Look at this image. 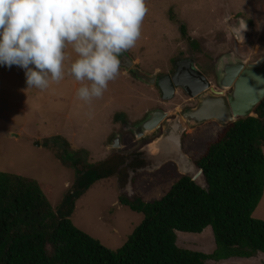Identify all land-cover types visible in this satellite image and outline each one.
Segmentation results:
<instances>
[{"label":"rangeland","instance_id":"1","mask_svg":"<svg viewBox=\"0 0 264 264\" xmlns=\"http://www.w3.org/2000/svg\"><path fill=\"white\" fill-rule=\"evenodd\" d=\"M146 3L149 11L142 22L141 38L126 51L145 73L163 76L171 73L177 62L190 61L214 89H220L216 66L221 57L241 59L246 64L264 57V0ZM179 23L196 39L198 49L181 36ZM132 73L120 69V75L109 83L103 97L86 104L76 98L80 85L70 77L43 91L27 89L23 69L0 65V170L37 180L52 207H57L72 184L73 171L55 157L53 147L44 145V139L59 135L66 141L68 151L78 152L80 158L98 163L118 156L126 168L121 157L132 154L162 131L155 129L144 137H136L133 128L149 112L161 108L167 111V117L182 115L199 109L206 103L205 98L212 99L208 109L212 104L223 106L222 98L209 90L199 97H189L177 87L171 98L164 99L157 84L147 85ZM231 93L232 89L223 90L227 104ZM226 124L215 117L192 121L183 133L184 152L196 159ZM116 137L120 145L112 146ZM146 168H151V164L129 168L122 177L115 174L95 182L75 202L70 216L73 224L105 246L119 247L142 219L141 213L119 203V195H138L144 201L158 199L180 176L173 163L166 162L153 170ZM130 171L133 174L128 188ZM252 215L264 220V190ZM176 235L180 247L204 253L215 249L210 227L201 233L177 231ZM259 254L255 258L208 260L206 264H264V253Z\"/></svg>","mask_w":264,"mask_h":264},{"label":"trees","instance_id":"2","mask_svg":"<svg viewBox=\"0 0 264 264\" xmlns=\"http://www.w3.org/2000/svg\"><path fill=\"white\" fill-rule=\"evenodd\" d=\"M178 29L199 48L184 24ZM252 112L223 126L194 159L205 188L180 175L158 199L119 195V203L142 219L116 249L76 227L70 216L95 182L127 173L122 160L89 162L68 151L61 136L44 139L73 171L72 184L52 207L37 180L0 170V264H206L264 253V220L252 215L264 190V97ZM207 227L215 242L211 253L177 245V231L196 234Z\"/></svg>","mask_w":264,"mask_h":264},{"label":"clouds","instance_id":"3","mask_svg":"<svg viewBox=\"0 0 264 264\" xmlns=\"http://www.w3.org/2000/svg\"><path fill=\"white\" fill-rule=\"evenodd\" d=\"M148 11L146 0H0V65L23 69L27 89L70 77L90 104L120 75Z\"/></svg>","mask_w":264,"mask_h":264},{"label":"water","instance_id":"4","mask_svg":"<svg viewBox=\"0 0 264 264\" xmlns=\"http://www.w3.org/2000/svg\"><path fill=\"white\" fill-rule=\"evenodd\" d=\"M121 70L134 72V75L139 80L145 82L147 85H154L155 83L160 88L162 97L169 99L173 96L175 88L181 87L190 97H199L208 90L214 95L219 96L223 100L222 104H212L209 108L210 100L204 99L206 103H202L196 111L184 113V117L178 113L174 119H167V113L162 110H153L147 117L134 127V132L137 137L143 136L145 133L156 129L159 125L163 124L162 131L159 137L153 142L147 144L139 151L144 153L146 160H151V168L153 170L161 167L166 162H171L175 165L177 172L180 175L190 177L197 185L202 188L206 187L204 174L194 163V160L188 156L182 148V134L187 128V122H200L205 118L215 117L222 123L233 121L237 117H245L247 115L254 116L252 112L253 107L264 97V57L259 59L256 63L246 64L244 60L223 56L219 59L216 72L218 75V86L220 90H215L204 76L193 69H183L181 72H176L173 76L165 75L157 79L156 72L151 74L145 73L135 66L132 56L125 52L120 57ZM187 65H191L188 61ZM192 70V71H191ZM136 73V74H135ZM232 89L229 96L228 104L223 96V90ZM240 100H244L242 104L245 105V110L237 114V107ZM224 109L225 113L233 115L232 119L222 121L217 115L218 109ZM199 112V113H196ZM195 116L194 120H189L188 117ZM119 137L115 138L112 146L120 145ZM117 142V143H116ZM133 172L130 171V182L127 187L131 185V177Z\"/></svg>","mask_w":264,"mask_h":264},{"label":"flooded vegetation","instance_id":"5","mask_svg":"<svg viewBox=\"0 0 264 264\" xmlns=\"http://www.w3.org/2000/svg\"><path fill=\"white\" fill-rule=\"evenodd\" d=\"M188 61H183L182 63H179V62H177L176 63V65H175V68H174V70L171 72V73H169V74H165V75H169V76H173L176 72H181L183 69H185V68H189L190 69V66L193 68V66L192 65H187V64H189V63H187ZM194 69V68H193ZM140 70H142V69H140ZM143 71V70H142ZM192 71V70H191ZM132 72V71H131ZM134 73V72H133ZM132 73V74H133ZM136 74V73H135ZM165 75H163V76H165ZM203 75V74H202ZM163 76H158L157 75V79L158 78H160V77H163ZM204 76V75H203ZM204 78L205 79H207L205 76H204ZM141 81V80H140ZM209 81V80H208ZM141 82H143V81H141ZM143 83H145V82H143ZM210 83V82H209ZM146 84V83H145ZM156 84V83H155ZM211 85V84H210ZM213 87V86H212ZM217 87H219L218 86V80H217ZM177 88V87H176ZM175 88V89H176ZM215 90H220V89H215ZM185 91V90H184ZM190 97V96H189ZM162 110V111H164L163 109H161V108H157V109H154V110ZM164 112H166L167 113V111H164ZM183 112V111H182ZM150 113V112H149ZM148 113V114H149ZM184 113H186V112H183L182 113V115L181 114H179L180 116H183L184 115ZM168 114V113H167ZM175 115H176V113H175ZM175 115H173V116H171V117H166V119H165V121L163 122V123H166V121H168L167 119H174L175 118ZM185 121L187 122V127H188V125H189V123L190 122H188L186 119H185ZM162 126H163V124H161V125H159L156 129H159L160 131H161V128H162ZM134 129V128H133ZM187 129V128H186ZM155 130V129H154ZM153 131V130H152ZM184 133V132H183ZM134 134H135V132H134ZM145 134H147V133H145ZM145 134L143 135V137L145 136ZM160 134H161V132L158 134L159 136H160ZM136 135V134H135ZM157 135V137H159ZM137 137V136H136ZM142 137V136H141ZM156 137V138H157ZM156 138H153V139H150L149 141H145L141 146H140V148L139 149H137L136 151H133L132 152V154H130V155H128L127 153H125L124 154V156H122L121 158H123V160H124V163H123V165H125L126 166V168H125V171L127 172V170L129 169V168H131L132 170L133 169H139V168H142V167H146L147 165H150L151 164V160L150 159H148V160H146L145 158H144V153H142V152H140L139 150L140 149H142L143 147H145L147 144H149V143H151V142H153ZM182 140H183V134H182ZM182 148H183V145H182ZM184 151V150H183ZM167 163H171V162H167Z\"/></svg>","mask_w":264,"mask_h":264},{"label":"bare ground","instance_id":"6","mask_svg":"<svg viewBox=\"0 0 264 264\" xmlns=\"http://www.w3.org/2000/svg\"><path fill=\"white\" fill-rule=\"evenodd\" d=\"M239 102H240V104L237 107V114L238 113H242L245 110V105L242 104L245 101L244 100H240ZM217 115L221 118L222 121L223 120L224 121H228L229 119H232L234 117L233 115H235V114L229 115V114L225 113L224 109L219 108L218 111H217ZM188 118H189V120H191V119L194 120L195 116L192 115L191 117H188Z\"/></svg>","mask_w":264,"mask_h":264}]
</instances>
